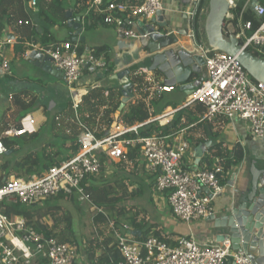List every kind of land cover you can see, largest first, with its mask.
<instances>
[{
    "label": "built area",
    "instance_id": "built-area-1",
    "mask_svg": "<svg viewBox=\"0 0 264 264\" xmlns=\"http://www.w3.org/2000/svg\"><path fill=\"white\" fill-rule=\"evenodd\" d=\"M241 1H229L226 20L236 22L235 27L230 25V30L233 29L231 33L245 51L264 60V4L261 0H243L244 4L239 10ZM37 5V0L29 1L30 8H36ZM89 11L101 14L104 24L113 27L122 38L141 40L144 35L139 23L151 24L157 19L158 13L163 11V3L162 0H142L138 4L91 0ZM195 11L191 13L192 18L195 17ZM247 11L254 14L259 22L257 26L252 20L244 19ZM18 25L35 26V23L21 20ZM193 38L196 40L194 34ZM10 43L4 39L0 42V49ZM199 47L205 61L204 79L182 109L200 103L206 109L200 122L212 121L218 116L232 121L241 120L248 124L254 139H263L264 83L255 81L237 58L221 51L207 53V43ZM44 53L51 59L54 68L63 74L70 90L72 109L76 116L73 123L77 124L80 131L78 144L81 152L68 162L32 179L12 176L3 182L0 173V264H36L39 260L48 261V264H80L82 259L79 248L72 243L42 237L27 225L24 217H9L2 213L1 204H40L62 193L75 194L82 204H91V195L85 189L84 182L99 176L109 163L124 160L129 150L134 148H139L141 152L142 168L155 175L156 191L167 194L175 218L192 223L215 214L213 202L224 192L223 170L218 159L211 170L185 169L183 159L190 150L185 132L189 128L169 136H140L144 126L150 125L156 129L169 125L181 109H170L159 118L149 119L130 128L108 126L102 122L105 113L100 112L97 116V129L99 127L103 135L99 137L96 130L80 122L77 112L82 99L89 94V89L81 86L85 73H100L106 69V63L90 51L79 55L77 47L70 42L51 47ZM2 68L5 71L9 69L6 59L2 62ZM133 75L135 80L144 79L148 84H155L153 73L148 68H138ZM155 87L168 93L176 88L158 84ZM105 96L108 98L109 92ZM29 124H35V120L31 119ZM27 131L26 127L10 126L6 135L19 139ZM8 153L0 138V157ZM92 210L96 209L92 207ZM124 230L125 233L117 238V249L122 256L119 264H227L228 260H232L233 264H254L245 252L233 250L229 241L208 246L200 244L193 237H182L171 245L155 236L136 240L131 227L125 226Z\"/></svg>",
    "mask_w": 264,
    "mask_h": 264
},
{
    "label": "crops",
    "instance_id": "crops-1",
    "mask_svg": "<svg viewBox=\"0 0 264 264\" xmlns=\"http://www.w3.org/2000/svg\"><path fill=\"white\" fill-rule=\"evenodd\" d=\"M37 1L38 8L36 7V9L33 10L29 7L28 0H0V19L2 20L0 42H3L4 39L11 41L10 44L0 49V82L4 81L3 77H8L13 82L12 84H15L14 89L6 95V100H9L10 96L14 98L19 93H22L19 95H21L26 102H30L33 99L37 100L36 107L32 111L26 112L27 115L24 112V115L28 117L24 116L22 118V111L19 110L18 106L14 103L16 109L14 108L13 111L16 113V121L14 125L9 126L17 128L23 126L27 129L42 128L43 132L46 128L53 127L54 118H60V121H62L63 118H67L68 122L71 120L73 122L74 113H72L71 110H66L68 102L71 101V94L64 76L60 75L58 78L57 75L54 76L52 74V72L54 73L56 70L53 64H51V73L46 72L43 69L45 62H43L42 59L40 60L38 57L29 59L27 57L29 53L35 50L47 56L44 51L51 48L45 47L40 41L36 42L35 40L37 38L34 36L35 32L39 37L44 36L45 32H47L60 44L70 41L77 48L83 45L86 51H90L97 47L107 48L106 54L104 53L103 56H106L110 60V66L114 70L113 73H111L110 77L102 79L99 77L103 71H99L100 73L86 72L85 80H83L81 86L88 89L92 87H102L115 90V95L112 98L104 96L105 105L99 108V111L103 113L107 110H114L115 121L111 126H123L119 123V117L123 110L129 106L131 101L137 97L142 98V101L146 105V108L151 114L150 120L161 117L170 109H181L174 115V120L177 115L189 108L182 109L190 96L185 92H181L178 87L170 93L161 92L155 87L157 84L165 85V79L158 71H151L155 84H148L143 79L142 88L139 91L137 90V84L133 82V70L136 71L138 68H143L140 67V64L145 62L147 56V50L142 47L141 40H127L119 36L113 27L106 26L101 21H92L91 18H89L88 9L84 15H77L75 12L77 0H64L62 3L63 7L67 10L66 26H45L43 18L41 17L42 11L48 12L50 16L52 15L53 18L59 21H61L62 18L57 13V8L53 4L54 0ZM115 1L117 2L118 0ZM199 1L200 0H162L164 20L168 23V30L164 29L162 33L172 34L171 36L178 40L181 47L190 51L193 50L192 46L197 43L196 40L194 42L193 38L194 32L192 22L194 18L191 17V13L197 9ZM90 2L91 0L88 1V4H90ZM125 2L129 4H138L141 3L142 0H125ZM39 9H41V11H39ZM94 12L97 13L96 11ZM24 19L33 21L35 26H19L18 22ZM70 19H80V23L83 26L81 38H84V41H73L76 31L69 27L68 23ZM145 24L146 26L149 25V23ZM197 45L199 46L198 43ZM22 49H27L25 55L22 53ZM4 59L9 62V69L6 71L2 68ZM98 59L103 61V57ZM125 70L130 71L127 79L129 83L134 85V91L133 97L119 114V107L117 109H114V107L117 104L120 106L124 94L121 97L118 95V90L123 89V80H119L117 76ZM203 75L204 70L201 77ZM105 82H109V84H105ZM143 89L146 91H142ZM6 100L0 97V120L3 114H5ZM1 103H4V105ZM44 105L49 106L47 113L42 109ZM222 118L223 117H219L210 122L209 120L204 122H200L199 120L198 123L202 124L201 126L192 125L188 127L189 129L185 128L188 129L185 132V139L190 143V150L183 159V165L188 170L191 171L195 168L200 170L199 167L201 163H203L210 154V150L214 145L223 142L229 149L236 143L243 146L245 151L243 162L239 166L233 168L228 176L224 177V192L213 202L215 210L214 215L216 218H220L225 214L226 209L237 201L240 193L246 190L247 186L252 183L254 177H261L262 174H264V138L260 140L254 139L251 136L248 124L241 120H230L229 123L225 125ZM31 119L35 120V124H29ZM203 125L206 126V129L202 127ZM161 127L167 126L162 125ZM64 130H67V133L69 132L67 126ZM71 130H73V128H71ZM4 134L3 138H9L6 132ZM53 137L56 139V136L53 135ZM201 139L203 140L201 141ZM39 140L41 142V147L32 146L33 148L31 147L32 149L30 152L56 142L50 141L49 143L46 138H40ZM200 146L203 155L198 159L193 148H198ZM69 147L70 144L68 143L67 148ZM215 162L216 159L213 161V164ZM154 181L155 178H150V176H148L143 184L150 186ZM147 188L149 189V187ZM150 197V206L145 209L147 223L151 226L156 225L164 230L165 235L169 237V240H171L173 244L182 237H193L200 244L208 246H216L219 244L216 241V235L213 230L215 220H210L209 217L192 223L182 222L173 215L166 193L161 194L151 190ZM134 232L135 231L132 229V233ZM95 236L96 234L94 231V238ZM80 253V258L86 260L83 251H80ZM42 263L43 262L39 260L38 264ZM227 264H233L232 260H228Z\"/></svg>",
    "mask_w": 264,
    "mask_h": 264
},
{
    "label": "trees",
    "instance_id": "trees-1",
    "mask_svg": "<svg viewBox=\"0 0 264 264\" xmlns=\"http://www.w3.org/2000/svg\"><path fill=\"white\" fill-rule=\"evenodd\" d=\"M88 1L89 0H77L75 10L76 14L82 16L88 9L89 18H91L92 21L97 20L104 23L103 16L101 14L89 11ZM261 1L264 4V0ZM63 2L64 0L53 1V4L57 8V13L62 18L61 21L53 18L52 15L50 16L48 12L42 11L41 17L43 18L45 26H66L67 10L63 7ZM117 2H125V0H118ZM243 4L244 1L242 0L239 5V10H241V5ZM32 9L35 10L36 8ZM39 11H41V9H39ZM208 14L209 0H200L192 22L195 39L199 45H204L206 43L204 27ZM244 19L252 20L255 26L259 24L254 14L250 11L245 13ZM25 20L26 19L22 21ZM231 24L234 27L236 26L235 21H227V27L224 30L226 36H230L232 34L230 31ZM0 30H2L1 19ZM34 36L37 38L35 41H40L45 47H55L60 44L57 43V41L47 32H45L44 36L42 37H39V35L35 32ZM70 43L75 46L72 42ZM26 50L27 49L21 50L24 55ZM77 50L79 55H83L86 51L83 45H80ZM106 51V47H97L90 50V52L96 58L103 57V61L106 63V69L102 72V74H100L99 77L102 79L110 77L111 73L114 71L110 66V60L106 56H103ZM133 72L135 71L133 70ZM133 82L137 84L136 88L139 91L142 88V79H134ZM106 92H109L108 98H112L115 95V90L111 88H90L89 94L82 99L78 109L77 115L80 122H83L87 125V127L93 130L94 127L98 125L97 116L100 113L99 108L100 106L105 105L104 96ZM118 92L119 97H121L123 95V89L118 90ZM19 94L14 97V103L18 106V109L22 111V118L25 116L24 112L26 114V112L32 111L36 107L37 100L33 99L30 102H26ZM118 107L119 104H117L114 109H117ZM42 109L47 113L49 106L44 105L42 106ZM67 109L74 113L72 109V101L68 102L66 110ZM205 111L206 109L204 105L196 102L186 111L177 115L173 122L167 125V127H159L154 129L150 125L144 126L140 130V136H169L192 125L199 127L202 124H199L198 122L204 116ZM219 117L223 116H218L217 118ZM150 118L151 114L142 101V98L137 97L134 98L129 106L123 110L121 116L119 117V123L126 128H130L136 124L144 123ZM54 119L56 120H54L52 124L54 128H66V126L69 128L68 133L67 130H65V134L61 143L56 141L46 145L44 148L31 151L24 155L19 161H15L12 158L13 155L17 154L21 149L17 142V138H2L4 145L7 147L8 151L12 153L10 155H5L4 157L7 159L1 163V180L4 178L9 179L12 176L26 179L42 176L51 168L64 164L79 155L81 152V147L78 144V135L80 131L77 124H73L72 120L68 122L67 118H63L62 121H60V118ZM75 120L76 116L74 114L73 121L75 122ZM222 120L225 125H227L230 121L226 117H223ZM114 121V110H107L105 112V118L102 122H105L108 126H111ZM202 127L206 129L205 125ZM19 128H23V126H20ZM71 128H73V130H71ZM1 133L2 130H0V137ZM42 133V128L28 129L27 134L19 139L26 144H31L38 141L42 137ZM97 135L101 137L103 132L99 130ZM132 136L133 135H128L127 137ZM202 140L203 139H201V141ZM68 143L70 144L69 148H67ZM244 158L245 151L241 144L236 143L231 149H229L225 143L220 142L211 148L210 154L203 161V163H201L199 168L200 170H211L213 167V161L218 159L219 166L223 170L224 178L229 175L233 168L239 166L243 162ZM111 165H113L115 168L113 177L116 178V181L102 182L101 184H98L99 180L97 177H91L88 178L83 184L87 192L91 195L93 207L98 211L92 219V224L95 228L97 238L93 239L88 244H84L82 247L77 238L75 239L77 242L75 241L72 244L79 248V251H83L84 255L86 256L85 262L87 264H119L122 261V256L117 249V238L119 235H123L125 233V226L131 227L136 232V236L134 237L136 240L142 241L147 239L149 236H155L163 242L171 243V245H173L171 240H169V237L165 235L164 230H162L160 227H157L156 225L151 226L147 223L144 209L126 207V205L121 208L118 207V205L121 203L133 200L142 195V188L132 192H127V189L134 186L135 178H141V186H143L142 184L145 182L144 178H148V176H150V178H155V175L147 173L144 168H142V158L139 148L130 149L127 157L124 160L120 162H112ZM105 170L106 167L102 173H104ZM119 174H121V176H119ZM154 187L155 181L150 185V189L156 191ZM63 201L70 202L76 207L78 211L81 210V202L79 201L78 197L75 194L69 195L65 193H62L58 197L50 198L40 204L34 205L2 203L1 210L2 213L9 217H24L27 225L33 227L35 231L44 238H55L62 243H71V240L65 234L66 232L71 236L75 234L74 220L76 218V214L72 209L65 208L62 205ZM42 262V264H48V261L43 260Z\"/></svg>",
    "mask_w": 264,
    "mask_h": 264
},
{
    "label": "water",
    "instance_id": "water-1",
    "mask_svg": "<svg viewBox=\"0 0 264 264\" xmlns=\"http://www.w3.org/2000/svg\"><path fill=\"white\" fill-rule=\"evenodd\" d=\"M229 1L209 0V14L204 27L208 46L206 52L221 51L237 58L255 81L264 83V60L245 51L234 34L225 35ZM68 25L76 31L73 41H84V38H81L83 26L80 19H70ZM139 27L144 35L141 45L147 50L145 61L150 60L148 69L152 72H160L165 79V85L178 87L181 92H185L188 96L192 95L204 79V75L202 77L201 75L205 61L203 51L197 43L192 46L193 50L190 51L181 47L176 38L162 33V30L168 28L162 11L158 13L157 19L153 20L151 24L146 26L141 22ZM230 31L233 32V29ZM27 57L42 59L45 62L43 69L51 73L52 61L48 56L35 50ZM129 73V70H125L117 76L119 80H123L124 94L118 109L119 114L133 97L134 85L127 79ZM52 74L57 75L58 78L63 75L57 69ZM193 151L198 159L203 155L201 146L193 148ZM11 153L9 152L7 155ZM197 170L195 168L193 171ZM6 180L4 178L3 182ZM210 220H215L213 230L217 243L229 241L233 250L245 252L254 264H264V174L261 177H254L252 183L240 193L237 201L226 209L223 216L216 218L213 215ZM133 235L136 236V232Z\"/></svg>",
    "mask_w": 264,
    "mask_h": 264
},
{
    "label": "rangeland",
    "instance_id": "rangeland-1",
    "mask_svg": "<svg viewBox=\"0 0 264 264\" xmlns=\"http://www.w3.org/2000/svg\"><path fill=\"white\" fill-rule=\"evenodd\" d=\"M149 66H150V60H147V61L140 64V67H143V68H149ZM3 79H4V81L0 82V97H3L4 100H6V95H8V93H10L14 89L15 84H12L13 82L8 77H3ZM105 84H109V82H105ZM6 102L7 103L5 104V107H6L5 114H3V116L1 117V120H0V130H2L1 138H3L5 135L4 133L10 129L9 125H14L15 121H16L15 120L16 113L13 111L14 108L16 109V107L14 105L13 96L11 97L10 100H6ZM1 104L4 105V103H1ZM26 117H28V116H26ZM64 129H65V127H61V128L57 127V129H56V128H54V126L50 127V128H46L43 131L41 139L46 138L47 142H49V143H50V141H58L59 143H61V141L64 137V134H65ZM94 130H96L97 132L99 131V129H97V126L94 127ZM53 135L56 136V139H54ZM17 142H18L21 149L17 154L13 155L12 158L15 161L21 160L24 155L29 153L30 150L33 148L32 146L41 147L40 140L33 142L31 144H26L25 142H23L20 139H17ZM6 159L7 158H5V157H0V163L4 162ZM109 164L106 166V170L104 173L100 174L99 176H96L97 179L99 180L98 184H101L102 182L116 181V178L113 177L115 168L113 167V165H111V163H109ZM119 176H121V174H119ZM146 179L147 178H144V180H146ZM140 180H141V178H135L134 179V186L127 189V192H132L134 190L142 188L143 189L142 195L140 197L133 199V200H129V201H125L124 203H121L120 205H118L119 208H121L125 205H126V207H135V208H140V209H144V210L149 208L150 200H151V197H150L151 196V190L153 192H154V190L150 189L149 185L147 186L145 184H142L143 186H141ZM147 187H149L150 190ZM62 205L65 208L72 209L74 211V213L76 214V218L74 220V228H75L74 229V231H75L74 235L75 236L74 235L71 236L67 232L65 234L71 240V243L75 242L76 241L75 239L77 238V240L81 244V246H84V244H88L90 241L97 238L95 228L93 227V224H92V219L97 214L98 211L92 210V207H93L92 203L91 204H82L81 203L80 204L81 210H79V211L70 202L63 201ZM93 230L95 231V234H96L95 238H94V231ZM38 262H36V264H38ZM81 264H87V263L83 259L81 261Z\"/></svg>",
    "mask_w": 264,
    "mask_h": 264
}]
</instances>
